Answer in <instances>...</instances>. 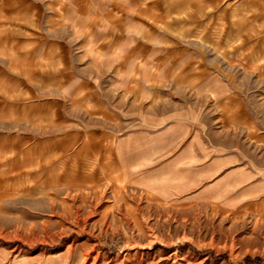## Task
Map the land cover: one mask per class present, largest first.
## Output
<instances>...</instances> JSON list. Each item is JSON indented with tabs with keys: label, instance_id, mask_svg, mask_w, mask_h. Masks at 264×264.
<instances>
[{
	"label": "rangeland",
	"instance_id": "obj_1",
	"mask_svg": "<svg viewBox=\"0 0 264 264\" xmlns=\"http://www.w3.org/2000/svg\"><path fill=\"white\" fill-rule=\"evenodd\" d=\"M0 264H264V0H0Z\"/></svg>",
	"mask_w": 264,
	"mask_h": 264
}]
</instances>
